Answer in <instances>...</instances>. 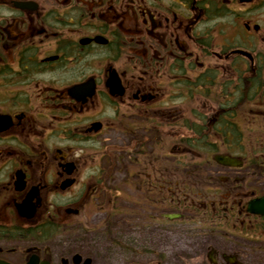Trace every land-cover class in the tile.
<instances>
[{"label":"flooded vegetation","instance_id":"1","mask_svg":"<svg viewBox=\"0 0 264 264\" xmlns=\"http://www.w3.org/2000/svg\"><path fill=\"white\" fill-rule=\"evenodd\" d=\"M263 197L264 0H0V261L264 264Z\"/></svg>","mask_w":264,"mask_h":264},{"label":"water","instance_id":"2","mask_svg":"<svg viewBox=\"0 0 264 264\" xmlns=\"http://www.w3.org/2000/svg\"><path fill=\"white\" fill-rule=\"evenodd\" d=\"M250 210L254 213L264 215V197L252 202L250 204ZM0 264H8V263L0 261Z\"/></svg>","mask_w":264,"mask_h":264}]
</instances>
